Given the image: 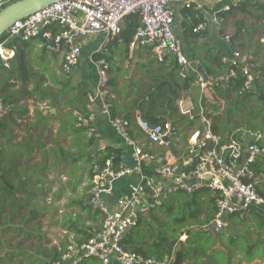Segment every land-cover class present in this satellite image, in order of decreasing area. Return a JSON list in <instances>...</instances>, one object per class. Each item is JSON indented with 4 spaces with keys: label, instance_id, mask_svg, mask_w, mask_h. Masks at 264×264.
Masks as SVG:
<instances>
[{
    "label": "built area",
    "instance_id": "1",
    "mask_svg": "<svg viewBox=\"0 0 264 264\" xmlns=\"http://www.w3.org/2000/svg\"><path fill=\"white\" fill-rule=\"evenodd\" d=\"M17 0H0V10ZM228 1L218 13L201 18L193 30L205 31L213 24L222 39L231 44L233 34L225 32V17L234 6L242 3L264 4V0H62L39 13L17 21L0 41V66L10 68L18 42L42 38L51 50L62 53L61 70L69 76L82 56L83 39L104 36L103 49L119 41L126 22L137 16V28L130 44L132 52L149 49L160 64H175L179 78L197 76L198 102L192 97L178 101L180 113L194 124L184 135L172 122L153 124L136 116L132 121L113 115L115 96L110 89V65L105 59L96 62L98 81L93 92L87 93L84 114L75 110L77 127L86 130L88 138L96 133L98 116H102L131 148L133 166L113 159L92 167L90 205L103 213L101 229L81 245H69L61 258L52 264H81L95 258L100 264H176L175 259L145 258L129 251L125 240L139 225L140 215L163 207L176 194L193 195L208 190L215 197V213L207 227L218 235L229 226L230 216H242L252 210L264 212V130L240 129L222 137L212 130V112L207 108L218 89L229 88L232 81L242 79L240 94L255 91L263 77L260 65L249 54L233 49L221 61L219 75L204 77L201 62L184 51L183 40L176 34L177 9L201 12L205 4ZM264 46V35L259 38ZM198 109V111H196ZM3 104L0 96V112ZM136 134H141L135 137ZM136 176L129 194L112 199L118 181ZM183 237V236H182Z\"/></svg>",
    "mask_w": 264,
    "mask_h": 264
},
{
    "label": "trees",
    "instance_id": "2",
    "mask_svg": "<svg viewBox=\"0 0 264 264\" xmlns=\"http://www.w3.org/2000/svg\"><path fill=\"white\" fill-rule=\"evenodd\" d=\"M239 5L241 4H238L234 7H241ZM242 6L245 7V9L242 10L244 13H247L248 8H254L256 10L261 9V11L264 12V4L259 6L249 3L243 4ZM200 21L201 19L193 18V22L184 21L182 23L183 39H185L187 45H190V41L198 39L202 35L201 33L193 32ZM140 25L141 23L137 16H132L127 20L122 37L119 40L122 41L126 46V53H128L129 44ZM238 31L239 30L236 29V33H238L239 37L241 33ZM236 47L233 48L236 49ZM224 55L225 53L222 51L216 52V50L213 48H207L205 57L202 58V61H199L208 75H219L224 70L221 61ZM192 58L194 59V57ZM101 59H103V56L99 57L96 61H100ZM165 65L168 64H162L159 67V74H156L152 78V84L142 92L137 91L130 102L127 104L124 103L121 106L114 102L115 107L113 115L126 118L130 121L135 119L136 116H141L153 124H163L169 121L172 122L173 125L179 126V124L186 122L187 118L179 111L178 101L182 98L181 92H185L186 97L193 98L196 106V103L198 102V87L195 84L197 76L192 73L186 80H182L179 78L178 68L175 64H169L171 67L170 71H167L168 66ZM260 71L263 72L261 68ZM12 75L6 71L4 72L3 76L2 74L0 75V94H2L1 101L3 104V110L0 112L1 247L3 242L14 240V237L8 235L6 237L5 234L8 232L14 233L16 237L23 236L24 238H22L21 242L16 248L11 250L7 248L9 252H7V250L5 253L6 256L2 257V259L9 263H11V260L14 258L23 255L25 259L29 258L28 255L24 254V251H28V249L23 250L24 253L16 251L21 249L20 247L23 245L24 241L31 239L30 235L32 234L31 230L28 228L29 224L34 221L36 225L40 226L39 217H43L45 215L44 213L46 208L41 205V201L45 202V200H41V197L45 196L46 193L44 188V178L48 174L46 173L47 156L52 155L54 157V155H57L63 165H67L68 163L77 165L81 160V157H78L74 154H68L61 145V133L66 131L68 126H63L56 136L55 145L57 149H50L49 151H46L45 141L47 139V125L48 121L53 116L51 114L45 116L38 108H36L34 111V117L31 119L29 117L30 112L27 103H21V100L16 98L17 95H20L22 98L29 95V98H34L38 103H44L45 100L49 98L51 100L50 105L55 106L59 103V96L66 92L64 87H66L68 83L57 80L56 85L59 87V89L55 86H49L44 89L41 80H35L34 88L29 92V90L25 88L26 80L22 79L23 87H21L19 91H12L8 90V85L12 80ZM110 85H112V82H110ZM241 85L242 79L240 77L239 79L232 81V84L229 86V88L218 89L215 99L212 100L210 105L207 106L210 111L213 108V111H211L213 116L209 115V117L212 118L213 132L219 136L225 137L231 134L233 131L229 130L226 125L222 124L225 121H228L230 124L235 122L237 124V128L247 129L253 132L259 131L260 129L256 123L258 124V122L264 118L262 106L259 103L260 101L264 100V91L258 90L259 88L256 85L257 89L255 91L241 95L239 92ZM83 96H85L87 102V93H85ZM254 97L259 99V102H257L258 104L253 102L252 98ZM126 99H128V96ZM258 106L260 107L261 111H257L256 108ZM196 111H198V109H196ZM86 112L87 110H85L84 114ZM193 125L194 124L191 123L190 128ZM75 127V131H86L83 128L77 127V123L75 124ZM139 136H141V134H136L135 137ZM88 141L90 145H93L95 139L91 138ZM79 147L80 149H84L85 144L79 143ZM117 151V149H107V151L104 153V157L99 159L97 163L103 164L108 159L114 160V158H116ZM36 152L41 153V162L35 161L33 154ZM68 175L69 177L76 179V184L82 183V179H80L76 172H69ZM91 178L92 172L89 173L90 181ZM47 190H50V187H48ZM72 191L76 192L75 186H73ZM201 191L190 195L191 197L183 193L177 194L179 197L175 200H173V196H171L170 200L160 208V212L157 213L156 210L140 215L139 225L129 233L125 240L124 244L125 246L127 245L126 249L140 254L145 258L154 257L163 260L165 258L173 257L176 264H183V260L187 255H192V259H196L197 264H211V262L215 264H221L220 262L223 257L222 252H216V254L208 253L211 249H213V247L216 246L217 243H221L223 241L221 238L222 234H218L216 236L211 235L213 240L212 246L210 248L201 249L199 251L200 253L194 255L193 253H190L186 255L185 253H181L179 250L180 244H187V242L182 241L181 238L182 234L189 229L188 225H196L200 227L203 232H207L205 231V228L209 225L214 216L215 210L213 216L204 220H200L199 212L193 209V205L198 203V201L195 202V197H197ZM261 195L264 196L262 192ZM86 196L87 204L86 206H83V209H86L89 212L93 211L96 215H98L99 222L101 223L102 227L103 213L95 210L90 205L89 190ZM57 197L59 200L60 196ZM190 198L192 199L190 200ZM172 201L176 202L177 207L172 205ZM73 202H79V204L83 205L85 200H73ZM231 217L232 216L229 218ZM257 218L261 220V224L264 225V221L259 217ZM79 223L80 222L76 221L72 214H70V216L64 220L63 228L69 231L73 230L77 233H82V230L78 228L80 226ZM135 232H137V239L141 241V244L143 245L146 242L148 248L140 246L131 249L132 243L128 242L131 238H133V241L136 239L134 238ZM83 233V235L87 236V238H85L81 244L87 242V240L96 232L92 233L91 231H88ZM208 233L211 232L209 231ZM185 235H188V233ZM30 247L29 249H31ZM36 249L48 259V262L43 260V264H52L53 262L58 261L63 254V252H58L57 247L52 248L50 251L43 250L40 246H38ZM9 255L10 259L7 258ZM87 260L89 259L84 260L82 263ZM226 264L233 263L229 260L226 262Z\"/></svg>",
    "mask_w": 264,
    "mask_h": 264
},
{
    "label": "crops",
    "instance_id": "3",
    "mask_svg": "<svg viewBox=\"0 0 264 264\" xmlns=\"http://www.w3.org/2000/svg\"><path fill=\"white\" fill-rule=\"evenodd\" d=\"M228 3V1L209 2L205 4L204 10L201 12L179 8L177 9V6L174 5V8L177 10L175 32L184 41V51L189 57H194L195 59L202 61V58L205 57L207 48H213L216 52L222 51L225 54H229L234 49L233 47L236 46H238L236 47L237 50H241L242 48L239 47L240 45H243L245 50L249 49L247 44H245L246 40L241 38L242 33L247 35V29H240L238 31L241 34L237 39L236 46L226 43L222 39V34H219L216 30L213 31L214 27L201 31L200 33L202 35L198 39L190 41V45H187L185 39H183L182 23L184 21L193 22V18L201 19L203 17H211L218 13ZM243 4L249 3H242L239 5L241 7H234L229 12L222 13V16H224L226 20L224 25L226 33L234 35L236 32H234L235 29L232 31V23L236 24L239 22L244 24V18H247L249 15L251 16V19H253L254 23H258V26L259 24H264V12L261 11V9L256 10L254 8H248L247 13H244L242 11L245 9V7L242 6ZM255 5L261 6L263 4ZM253 25L256 29L257 25ZM262 35L256 36L255 40L259 42V38ZM103 42L104 36L102 35H93L92 37H87L82 40V56L88 55L90 62L88 65V71H81L77 80H74V77L70 76L78 64L74 67L70 76L66 77L61 70L63 60L62 53L51 50L50 45H48L42 38H38L30 42H18L16 55L10 62V68L5 69L3 66H0L3 72L6 71L10 75L13 74L11 76L12 80L8 85V90L19 91L20 88L23 87L22 79L26 80L25 88L29 90V92L34 88L35 80H41L44 89L49 86H55L59 89L56 85V81H59V79H61L59 77L62 76L65 77V82L68 83L67 86L70 85V88L64 87L66 92L59 96V103L55 106L50 105L51 100L49 98H47L44 103H38L34 98H29V95L24 98L20 95L16 96L17 99L21 100V103H27L30 112L29 117L31 119L34 117V111L36 108H38L45 116L48 114L53 116L48 121L46 131V138H48V140L51 139V142L55 143L56 136L59 131L63 128V126H68V129L61 133V145L64 140V142L67 143V146H71L76 149L77 152L74 154L81 157V160L77 165H73L72 163L64 165L66 166L64 173L66 174L65 176L69 177L68 173L73 171L78 174L80 179H82L81 184H76V179L75 183H73L76 190V196L78 195V197L73 200H85V202L83 205L79 204V202L74 203L73 200H71V202L69 197L66 198L65 195H63L62 198L60 196L58 201L64 200L60 205L63 206V210L68 212V214L65 215V219L72 214L73 218L80 222V226L78 228L82 230V233L65 229L63 232L66 239H64V243H62V248H59V253L60 251H65L68 245L81 244V242L87 238V236L83 235V232L91 231L92 233H95L100 230L101 223L99 222V216L93 211L89 212L88 210L83 209V206H86L87 204L86 195L89 190V173L91 172L92 165L96 164L99 159L103 158L104 153L109 148L118 150L116 158H114L116 163H125L129 166L134 165L131 148L127 146L124 140L113 131L102 116H98L96 133L93 136L95 139L93 145L89 144L88 140H90V138H88L86 131H75L76 118L74 116V111L77 110L82 113L85 112L86 99L83 95L88 92H93L98 81L96 60L103 56V59L109 63L110 82H112L110 89L112 94L116 97L114 102L119 106L130 102L137 91L142 92L148 88L153 82L152 78L156 74H159V67L162 65L157 62L152 52L147 48H139L132 52L128 48V53H126L127 49L122 41L111 43L108 49L102 48ZM258 49L261 51H258L255 54L251 51L247 54L258 61V64L261 67H264V56L263 54H260V52H264V46L260 45ZM50 54L53 55L50 56ZM29 63H31V65H29ZM165 66H168L167 71L171 70L169 65ZM261 69L264 70L263 68ZM257 86L259 88L258 90L264 89V75L260 82L257 83ZM1 95L2 94H0V96ZM127 96L128 99H126ZM181 96L182 98H187L185 92H181ZM52 110H54V112ZM240 129L242 128H238L236 131V136L239 134L238 137H240ZM232 134H234V132ZM51 142L49 146H52ZM79 143L85 144V148L80 149ZM74 149H72V151H74ZM89 155L90 161H88ZM83 163H85V165H83ZM137 181L138 178L136 176L127 177L118 181L115 185L112 199L128 195L131 186L136 184ZM69 185H64V187L66 190L70 191ZM206 201H208V203H206ZM171 203L177 207L176 202L172 201ZM193 209L199 212L200 220H204V216L205 219L213 216L215 210L214 194L202 198L197 204L195 203L193 205ZM235 217L237 218L234 222L232 224L229 223V228L225 231L226 234H222L221 238L223 241L219 243L222 248L218 249L215 248V246L208 254L222 252L223 257L220 262L221 264H226L229 260L232 261L233 264H264V225H262L261 220L257 218L259 217L264 221V212L260 210L259 213L258 210H252L246 215ZM210 232L213 233L212 231ZM185 234L186 232H184L182 236ZM212 235L215 234L213 233ZM67 241L69 244H66ZM128 243H132L131 249L140 246L148 248L146 242L142 245L141 241L138 239H134L133 241V238H131ZM91 260L97 261L95 259H89L82 264H89V261ZM192 263V255H187L183 260V264Z\"/></svg>",
    "mask_w": 264,
    "mask_h": 264
},
{
    "label": "rangeland",
    "instance_id": "4",
    "mask_svg": "<svg viewBox=\"0 0 264 264\" xmlns=\"http://www.w3.org/2000/svg\"><path fill=\"white\" fill-rule=\"evenodd\" d=\"M2 10V9H1ZM0 10V11H1ZM244 24L237 22L236 25L234 23H232L233 26L232 27V31L235 29L234 32H236V29L238 30H242V29H247V35L242 33L241 38H244L246 40L245 44H247V46L249 47V49L245 50L243 45H240V48H242L240 51L243 52L244 54H247L251 51H253L255 54L259 50L258 48L260 47L259 42L257 40H255L256 36H260V35H264V24H259L258 23H254L253 19H251V16L249 15L247 18H244ZM257 25L256 29L255 26L253 25ZM210 27H214L213 31L216 30L215 26L211 23L209 24L208 28ZM260 28V29H258ZM231 31V32H232ZM226 32V31H225ZM92 37V36H90ZM260 54L264 56V52H260ZM53 54H50V56H52ZM63 56V55H62ZM63 61V60H62ZM89 58L88 55H83L78 62V65L76 66V68L74 69L73 73L71 74L70 77H74V80H77L80 72L81 71H88V65H89ZM258 62V61H256ZM33 63V62H32ZM29 65H31V63H29ZM33 65V64H32ZM263 68L264 67H261ZM2 74V76L4 75V72L2 71V69L0 68V75ZM262 74L264 75V70L262 72ZM1 76V77H2ZM66 76V75H65ZM66 76V77H69ZM62 81H66L65 77H59ZM257 85V84H256ZM66 88H70L69 86H66ZM255 89H257V86L255 87ZM264 91V89H262ZM253 102H259L258 98L254 97L252 98ZM252 102V104L254 105V103ZM261 102V101H260ZM259 102V103H260ZM264 102V100L262 101ZM258 104V103H257ZM210 105V104H209ZM218 107V106H215ZM214 107V109H215ZM257 111H261L260 107L258 106ZM211 111H213V108L211 109ZM223 125H226L229 130H233V132L237 131V124L235 122H232L231 124L228 121H225L222 123ZM257 126H259V130H264V118H262L261 121L258 122V124L256 123ZM179 127L181 128V132L184 135L183 139L185 138V134L189 131L190 129V124L189 122H184L179 124ZM239 136V134H237V137ZM51 142V139L48 140V138L46 139L45 143H46V151H49L50 148H53L54 150H56V145L54 142H51L52 146H49ZM62 145L65 149V151L68 154H74L76 151V149L72 148L71 146H67V143L62 142ZM74 146V145H72ZM72 149H74V151H72ZM52 150V149H51ZM49 153V152H46ZM35 157V161L37 162H41V153L40 152H36L33 154ZM75 155V154H74ZM47 165H46V173L47 176L44 178V182H45V196L41 197V200H45V202L41 201V205L44 206L46 208L45 210V215L43 217H39V224L40 226L36 225V223L34 221H32V223L29 224L28 228L29 230H31V234L30 235V240H26L23 242V245L20 247L21 249H19L16 252H23V250L28 249V251H24L23 253L25 255H28L29 258L25 259L24 255L14 258L13 260H11V263L9 262H5L4 259H2V257L6 256V251L8 250L7 248H9L10 250L13 248H16L18 246V244L21 242L22 237H16L14 235V233H6V237L11 236L14 237L13 241H7V242H3V245L1 247V243H0V264H43L45 260L46 262H48V259L45 258V256H43L36 248L38 246H40L43 250H47L50 251L52 248L57 247V249L59 250V248H62L64 243V239H66L65 234H64V230L65 228H63L64 225V219H65V215L68 214V212L66 210H63L60 204L64 201H58V197L57 196H61V198L63 197V195H65L66 198L69 197V200H73L74 198L78 197V195L76 196V192L73 193L72 192V188H73V183H75V179L74 178H69L67 176H65L66 174L64 173V169L66 166H64L59 157L57 155H54V157L52 155L47 156ZM83 165H85V163H83ZM70 184V185H69ZM64 185H69L70 186V191L66 190V188L64 187ZM50 187V190H47V188ZM261 192L264 194V183L262 184L261 188H260ZM65 194H64V192ZM71 192V194H70ZM213 195L212 192L210 191H201V193H199L197 195V197H195V202L200 201L202 198L206 197V196H210ZM178 195H173V200L178 199ZM191 197V196H190ZM192 198H190L191 200ZM206 203H208V201H206ZM157 213L160 212V209H158L156 211ZM238 216V215H237ZM205 217V216H204ZM203 217V219H205ZM237 217L232 216L230 219H228V222L230 224H232L234 222V220ZM207 219V218H206ZM188 230H186V233H188V237L186 235H184L181 239L182 241L187 242V244H180L179 245V250L181 253H185L190 254H197L200 253L199 251L201 249H206V248H210L212 246L213 240H212V234L213 233H208V232H203L202 229L196 225H188ZM207 228V227H206ZM229 228V226L227 227V229ZM225 229L223 233L226 234V230ZM137 239V232H135L134 235ZM189 240V241H188ZM66 244H69L68 241L66 242ZM31 246V247H30ZM4 247V248H3ZM29 247L31 249H29ZM6 248V249H5ZM218 249H221L222 246L219 245V243L216 244V247ZM217 249V250H218ZM3 252V253H1ZM9 252V250L7 251ZM59 252V251H58ZM64 252V251H60ZM8 259H10V255L7 256ZM207 262V261H205ZM89 264H99V262L91 260L89 261ZM192 264H197V260L193 259V263ZM205 264V263H204ZM211 264H215L212 263Z\"/></svg>",
    "mask_w": 264,
    "mask_h": 264
},
{
    "label": "water",
    "instance_id": "5",
    "mask_svg": "<svg viewBox=\"0 0 264 264\" xmlns=\"http://www.w3.org/2000/svg\"><path fill=\"white\" fill-rule=\"evenodd\" d=\"M62 0H18L0 11V38L10 29L14 23L23 20L31 15L41 12L50 5L60 2ZM238 33H235L231 38V45H237ZM199 71L206 77L205 69L200 66ZM264 114V102H260ZM54 112V110H52ZM90 161V155L88 156ZM209 232V228H205ZM216 236V234H215Z\"/></svg>",
    "mask_w": 264,
    "mask_h": 264
},
{
    "label": "flooded vegetation",
    "instance_id": "6",
    "mask_svg": "<svg viewBox=\"0 0 264 264\" xmlns=\"http://www.w3.org/2000/svg\"><path fill=\"white\" fill-rule=\"evenodd\" d=\"M210 231H211V227H209Z\"/></svg>",
    "mask_w": 264,
    "mask_h": 264
},
{
    "label": "clouds",
    "instance_id": "7",
    "mask_svg": "<svg viewBox=\"0 0 264 264\" xmlns=\"http://www.w3.org/2000/svg\"><path fill=\"white\" fill-rule=\"evenodd\" d=\"M210 224V223H209ZM209 226V225H208ZM207 227V226H206ZM207 228H209V227H207Z\"/></svg>",
    "mask_w": 264,
    "mask_h": 264
}]
</instances>
